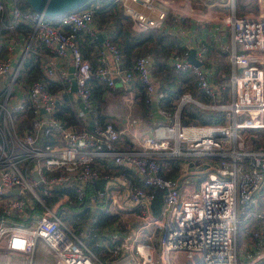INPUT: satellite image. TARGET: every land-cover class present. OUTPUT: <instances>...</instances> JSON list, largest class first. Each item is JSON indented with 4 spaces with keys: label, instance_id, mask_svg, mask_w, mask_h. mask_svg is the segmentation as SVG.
Returning a JSON list of instances; mask_svg holds the SVG:
<instances>
[{
    "label": "built area",
    "instance_id": "built-area-1",
    "mask_svg": "<svg viewBox=\"0 0 264 264\" xmlns=\"http://www.w3.org/2000/svg\"><path fill=\"white\" fill-rule=\"evenodd\" d=\"M113 1L136 33L162 29L174 11L173 0ZM256 2L255 14L237 16L230 0L231 15L218 18L229 27L232 43L226 94L209 82L203 65L208 48L200 41L194 52L198 66L185 61L187 53L168 62L177 73L189 72L208 101L186 92L171 113L154 105L150 132L137 137L128 131L125 143L126 128L98 121L102 113L91 99L89 80L105 85L103 95L119 82L129 103L138 86L154 104L159 95L153 96L150 58L137 57L125 69L119 50L104 38L91 70L77 43L82 34L95 37L90 10L51 19L21 10L20 0H0V252L23 255L30 264L39 241L49 264H103L63 220L64 210L78 208L128 218L97 235L94 219L85 227L114 264H264V206L256 197L264 189V147L254 146L264 131V0ZM38 47L59 58L69 55L73 96L70 85L56 79L58 89L48 90L50 59L38 66L41 78L27 75L26 59ZM187 104L213 111L220 122L181 125L178 114ZM65 107L76 124L55 116ZM16 117L28 118L27 124L16 127ZM107 162L113 173L104 170ZM157 193L161 202L154 214Z\"/></svg>",
    "mask_w": 264,
    "mask_h": 264
},
{
    "label": "trees",
    "instance_id": "trees-1",
    "mask_svg": "<svg viewBox=\"0 0 264 264\" xmlns=\"http://www.w3.org/2000/svg\"><path fill=\"white\" fill-rule=\"evenodd\" d=\"M19 8L21 10L31 11L23 0H20ZM85 9L91 11L92 24L94 28L96 30L105 32L104 36L106 40L115 45V47L119 50L122 67L128 69L132 66L134 60L137 57L148 56L151 60L150 74L152 76L153 74H158V78H160L159 72L164 66H167L170 69L165 77L159 79L162 83H160V85H158V88H156V90L158 91L157 94H159L156 106L159 107V109L171 113L176 108V103L179 96L182 93H186L188 91H190L193 94V96H191L198 101L203 103H206L208 101V99L205 98L201 93H199L198 91L195 92L193 90L195 89V87L193 84L191 85V83H189L190 79H185L184 75L189 74V72H187V74H176L177 72L174 73L173 69L169 66V58L175 56H172V53L181 55L187 53L184 42L182 43L179 38L176 37V32L173 31V28L177 24L184 25L186 23L188 26V23L186 21H179L175 19L173 15H169L165 22L167 25V29L136 33L131 31L128 27L130 21L128 16L123 12L121 5L114 2L113 0H87L85 3H83L73 11ZM91 39L93 42L91 41ZM77 43L79 50L85 58L88 57L89 53H91L93 47H97L99 45V42L96 39L90 38L85 35H80V37H77ZM96 67L97 63L94 56V59L90 60V68L91 70H94ZM35 73L36 75L30 78L31 80L41 78V75L36 67L32 66L27 71V75ZM153 77L155 78V76ZM44 80L50 92L58 89V86L53 82H50L47 79ZM89 87L91 99L95 106L98 107L101 97L106 92V87L103 83L95 80L94 78L89 80ZM115 89L116 86L114 87V90ZM137 91L138 96L135 95L134 97H138L137 103L142 109L143 116L144 114L145 116H147L146 113H148V110L150 109V101L146 100L141 88H139L138 86ZM226 92L227 90H224L225 94ZM161 94H164V96H162ZM55 116L60 118L61 121L65 122L66 124H76L73 115L67 107L60 110L59 112L57 111ZM178 119L181 125H209L220 122V119L216 118V114L213 111L200 109L193 104L182 106L178 114ZM26 121L28 122V118H26ZM98 121L101 124L109 122L103 116H100ZM20 124L21 125L18 127H21L22 125H25L27 123L23 121ZM107 167H110V163L108 162L104 166V170H108ZM112 171L113 168H110L107 173H113ZM173 173H175V171L171 172V174L169 175H172ZM160 196L161 195L159 193L155 195L152 208L154 214L157 213L159 209L161 202ZM72 215L78 217L81 222H83V225L86 224V222H88L89 220L94 219L92 224L96 235L99 234V230L101 227L110 224L115 220V217L112 216L103 217L97 213L79 210L78 208L72 210L67 208L66 210H64L62 214L63 220L64 218L71 217ZM82 228L83 226L75 232L79 234V237L83 238L90 251L95 255L99 253L107 254L104 249L96 246L94 244L95 242L86 236L88 232L86 233V235L85 233H82ZM101 261L104 260L101 259Z\"/></svg>",
    "mask_w": 264,
    "mask_h": 264
},
{
    "label": "crops",
    "instance_id": "crops-1",
    "mask_svg": "<svg viewBox=\"0 0 264 264\" xmlns=\"http://www.w3.org/2000/svg\"><path fill=\"white\" fill-rule=\"evenodd\" d=\"M174 2L176 3L175 4L176 6L173 4ZM127 4L138 11L141 12L144 11V9L136 3H127ZM177 4L179 6H177ZM256 4H257L256 0H245V2L243 0H235V4H234L235 7L233 8V12L237 16H243L245 14H255V12L257 11ZM156 5L157 7L160 6L159 4ZM172 6L174 8V11L173 12L170 11V14L173 15L175 19H177L176 17H180V19L178 18L177 20L179 21L184 20L188 23V26L186 23L184 24L185 26L182 24L179 25L177 24L176 25L177 27L175 26L173 28V31L176 32L175 33L176 37L179 38V40L182 43L184 42L187 53L190 50V48H192L193 56H194V52L197 51L198 44L200 43V41L206 46H207L206 41L211 42L213 44V46H211V48L208 49L207 51V55L203 65H204V69L208 74V79L211 86L215 89L219 88V85H221L223 80H225L222 79L224 78L223 76L226 74V76L228 77L229 75L230 66H229L228 54L230 52V49L232 48V43L230 39L229 27L223 26L218 21V18L219 17L223 18L227 15H231L232 8L230 5V0H173ZM199 6H203L204 13H200L197 15L196 18H194V16L192 15V10L200 11ZM223 27H227L225 28L226 32H223L222 30ZM91 29L95 34L94 39H96L99 43H102V41L105 38L104 36L105 32L96 30L93 25H91ZM162 29H167V25H165V27H163ZM98 35L101 37V39L97 37ZM2 45H7V42H3ZM2 49L4 50L3 47ZM17 51L18 49L14 50L15 53H17ZM171 55L181 56V54H175V53H172ZM94 56H95V47H93L91 53H89L86 59L90 61L94 59ZM45 59L52 60L54 66V75L49 79V81L53 82V80L55 79L60 80L62 83H68V85H70L71 88L70 80L72 79V75H71L72 72H69V68L72 66L69 55H66V57L64 58H59L57 56H54V54L51 53L48 49L44 47H38L34 50L32 55L27 57L26 66L28 65V69L32 66L38 69V66L42 62H44ZM219 63L227 64L226 66L223 67L225 71L224 75L223 73H220L222 68ZM110 67L112 68L111 63H110ZM35 75L36 73L30 74L29 76L33 77ZM154 80H155V88H158V85H160V83L162 82L160 80H157V78H154ZM192 80L194 84V79L192 78ZM115 86L116 89L113 92L109 94H105L101 97L100 103L98 104V107L97 106L96 107L97 109H99V111L102 113V116L107 121L112 122L119 129H125V128L127 129L126 135H124V137L122 138L123 141L127 143L128 131L130 133H135V136L137 137L150 132L151 129L150 122L152 121L150 119L154 114H156L153 111V106L156 105V102L154 100L153 106H151L150 103V109L148 110V113H146L147 116H145V114L143 116L142 109L137 103L138 97H136L137 99L134 97L135 95L138 96L137 86L132 90L131 103L128 102V98L124 95V92L122 91L119 82L115 81ZM225 90H227V88ZM194 91L197 92L196 88L194 89ZM189 92L190 91H188V93ZM72 93L73 92L70 93V96H73ZM157 93L158 91L155 89V94L153 96L154 97L158 96L159 94ZM161 95L164 96V94ZM255 146L258 145L255 144ZM256 197L258 198L257 202L259 206H261V203L262 202L264 203V200H262L264 198V189ZM86 225L87 222L86 224L83 225L82 233L86 231L85 230ZM37 245L41 247L43 254H46L47 257V259L46 257H43L44 259L43 264H49L50 262L49 254L43 247L42 243L39 241L36 242L30 264H35L36 262V259L34 260V254L36 253L35 250L37 248ZM35 255L39 256V253H36ZM37 261L40 263L39 258H37ZM15 263L29 264V261L28 258H25L23 255L4 253L3 255L0 256V264H15Z\"/></svg>",
    "mask_w": 264,
    "mask_h": 264
},
{
    "label": "rangeland",
    "instance_id": "rangeland-1",
    "mask_svg": "<svg viewBox=\"0 0 264 264\" xmlns=\"http://www.w3.org/2000/svg\"><path fill=\"white\" fill-rule=\"evenodd\" d=\"M244 2H245V0H243ZM174 5L176 4L175 2L173 3ZM176 6V5H175ZM177 6H179L178 4H177ZM199 10L200 11H194V10H192V15L194 16V18H196L197 17V15L198 14H200V13H204V9H203V6H199ZM208 22V21H207ZM185 26V25H184ZM203 26H205V25H203ZM129 28H130V22H129V26H128ZM225 28H227V27H223L222 28V30H223V32H226V29ZM131 30V29H130ZM132 31V30H131ZM187 42V41H186ZM217 42V41H216ZM206 43H207V46H208V49H210L211 48V46H213V44L211 43V42H207L206 41ZM90 50V49H89ZM220 65H221V68H222V70L220 71V73H223V75H224V66H226L227 64L226 63H219ZM170 69L167 67V66H164L163 68H161V70H160V78H162V77H165L166 76V74H167V72L169 71ZM174 71V70H173ZM174 73H175V71H174ZM153 74V73H152ZM176 74H180V73H176ZM187 74V73H186ZM190 74V73H189ZM189 74H187V75H184V77H185V79H190L189 80V83H191V85L193 84V80H192V77H191V75H189ZM153 76H155V78H157V80H159V78H158V74L157 75H155V74H153ZM224 78H222V79H225V80H223V82L221 83V85H219V87H223V93H224V90L227 88L226 86H225V83H226V74L223 76ZM194 85V84H193ZM218 89V88H217ZM194 90V89H193ZM191 95H193L191 92H189ZM176 102V101H175ZM221 103V102H220ZM219 103V104H220ZM222 103H223V101H222ZM19 117H16V120L15 121H17L16 122V127H18V126H20L21 124L20 123H22L23 121H25V123H27V121H26V117H20L19 119H18ZM86 118L87 119H89V116L88 115H86ZM257 137H258V142H257V145H261V146H263L264 147V131H260V132H258L257 133ZM255 146V145H254ZM183 159V158H182ZM181 159V160H182ZM180 160V161H181ZM183 166H184V161H181L180 162ZM201 169L202 168H204V166H199ZM184 168V167H183ZM182 168V169H183ZM193 170H196V169H193ZM183 171H187L186 169H184ZM262 200H264V198L262 199ZM261 206H264V203L262 202L261 203ZM76 212H78V211H76ZM240 217V214L238 213V218ZM114 221H116V222H118V223H121V222H125V221H128V218H126L125 216H123V215H120V216H116V218H115V220ZM64 222L66 223V225L70 228V229H72V230H74V233L77 235L78 233L77 232H75V231H77L79 228H81L82 226H83V222H81V220L78 218V217H75V216H71V217H68V218H64ZM124 225V224H123ZM122 230H126V228H122V227H119V231H122ZM79 235V234H78ZM39 245V244H38ZM37 245V248H36V253H39V256H37V255H35L34 254V260L36 259V262H35V264H43V261H44V259H43V257H46V254H43V252H42V249H41V247L40 246H38ZM4 253L3 252H0V256L1 255H3ZM94 256H95V258L98 260V261H100L101 263H103V264H114L113 263V257H109V255H108V253L106 254V253H99V254H97V255H95V254H93ZM37 256V257H36ZM37 258H39L40 259V263L37 261ZM46 259H47V257H46ZM101 259L102 260H106L105 262L104 261H101ZM16 264V263H15Z\"/></svg>",
    "mask_w": 264,
    "mask_h": 264
},
{
    "label": "water",
    "instance_id": "water-1",
    "mask_svg": "<svg viewBox=\"0 0 264 264\" xmlns=\"http://www.w3.org/2000/svg\"><path fill=\"white\" fill-rule=\"evenodd\" d=\"M31 11L41 13L45 18H54L64 13L70 12L81 6L87 0H23ZM99 39L101 37L97 36ZM185 61L193 66H198V62L193 56V49L190 48L188 51ZM72 67L69 68V72H72ZM70 78V76H69ZM71 92L75 91L74 81L71 79ZM153 106V103H151ZM79 108L82 112H86L82 104H79ZM34 175V174H33ZM35 176V175H34Z\"/></svg>",
    "mask_w": 264,
    "mask_h": 264
}]
</instances>
